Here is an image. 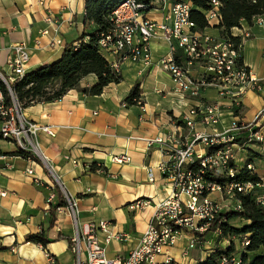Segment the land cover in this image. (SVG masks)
<instances>
[{
  "label": "crops",
  "instance_id": "obj_1",
  "mask_svg": "<svg viewBox=\"0 0 264 264\" xmlns=\"http://www.w3.org/2000/svg\"><path fill=\"white\" fill-rule=\"evenodd\" d=\"M170 5L169 0H155L147 16L162 21ZM56 26L65 46L77 43L84 32L91 30L85 28V0H44V5L39 0H0V73L6 77L11 74L8 60L16 43L29 47V71L58 60L65 46L50 45ZM241 27L239 34L243 31L250 34L242 37L243 63L254 76L264 79V23L258 24L254 19L251 25L243 23ZM45 30L49 33L43 34ZM222 30L212 21L204 31L222 38ZM151 47V63L122 62L117 68L122 81L109 84L100 95L83 92L97 82L95 75H89L61 100L22 109L27 119L51 126L55 131V136L43 131L37 134L42 162L13 154L18 150L16 144L0 135V192H6L4 196L0 194V264H77L71 248L75 223L66 206L57 210L55 223L50 226L49 210L58 202L56 185L76 201L80 229L92 221H109L108 229L98 230L97 237L109 256L127 255L147 230L158 204L173 190L159 168L168 160L167 151L160 143L149 146L148 140L163 137L176 146H184L193 140L195 131L221 133L234 118L252 122L263 106V95L255 90L232 99L229 93L222 95L216 85L204 86L198 98L180 91L170 73L160 65L169 45L156 40ZM182 55L186 59L183 51ZM105 57L113 65L117 60L114 56ZM203 75L200 64L190 67V76L196 83ZM136 83L140 84L143 106L125 102ZM215 101L222 106L219 124L204 127L198 119L194 128L185 124V115L192 107ZM245 134V130L239 134L234 147L236 166L240 170L252 163L257 174L264 177V146L249 141ZM194 148L206 151L200 144ZM120 154L130 155L131 161L114 162L113 157ZM149 165L154 168L153 182L149 181ZM29 170L33 173L29 174ZM51 193L55 198L48 203ZM211 198L224 208L232 202L219 192L212 193ZM142 201L150 204L143 208L136 206ZM230 224L241 228L250 221L237 218ZM42 231L51 239L46 248L26 242L27 235ZM238 239H232L234 244ZM230 241L221 232H211L203 244L184 256L182 251L188 239L183 235L165 250L179 264H200L218 246L228 247ZM235 249L237 254H244V247L242 251L238 246ZM156 259L163 262L164 256L158 255Z\"/></svg>",
  "mask_w": 264,
  "mask_h": 264
},
{
  "label": "built area",
  "instance_id": "obj_2",
  "mask_svg": "<svg viewBox=\"0 0 264 264\" xmlns=\"http://www.w3.org/2000/svg\"><path fill=\"white\" fill-rule=\"evenodd\" d=\"M169 1L170 9L162 21L147 16L154 8V2L126 0L112 12L110 15L112 27L99 33L98 46L105 56L116 57V62L112 64L114 70L117 72L118 65L125 61L151 63L153 59L151 43L164 40L169 45V52L161 59L160 65L170 73L180 91L198 98L204 86L216 85L221 88L222 95L224 93L232 95L231 99L241 96L247 90L261 93L264 99V79H258L243 62L239 61L242 37L250 36L249 32L243 31L239 34L238 31L243 30L242 27H235L231 31V36L223 35L219 38L209 35L199 29L191 19L193 7L191 0ZM211 2L212 7L203 11L208 24L214 21L221 25V3L219 0ZM39 3L44 5V0H39ZM255 20L258 24L264 23L263 16H258ZM48 21L52 22V19ZM53 23L56 22L53 20ZM48 33L49 30L43 32ZM54 33L56 35L50 45L65 46L63 39L58 36V26L55 27ZM232 38H239L240 43L237 44ZM178 49H181L186 57L181 64L174 58V53ZM30 59V50L26 43L14 44L8 60L11 74L6 77L0 73V78L9 91L12 92L11 84L21 80L29 71ZM194 64H200L204 68V75L198 83L190 76V67ZM236 101L232 100L233 103ZM138 104L143 106L142 98L138 100ZM196 119L204 127L216 126L222 119L221 103L219 101L198 103L185 115L184 122L188 127L194 128ZM263 128L264 104L252 122H242L234 118L229 127L221 133L195 131L193 140L184 146H176L163 137L149 139V146L160 143L167 151L168 160L161 163L159 168L171 183L173 190L158 204L147 230L125 256H109L106 247L96 235L98 230L108 229L109 221H92L80 229L77 203L63 192L67 200L66 207L75 223V236L71 248L76 255L77 264H179L165 248L174 246L183 235L188 239L182 251L184 256H188L197 245L203 244L216 215L225 210L221 202L211 198L212 193L219 192L232 201L226 207L228 210H242L239 194L254 195L256 204L264 207V177L257 174L252 163H248L247 168L259 179L238 181L236 175L239 170L234 158L236 140L243 130L249 141L264 146ZM40 131L55 136L51 126H42L27 119L15 100L12 106H8L0 85V135L13 141L18 149L37 154L41 159L39 155L41 150L37 142V134ZM196 144L202 145L206 151L196 150L194 148ZM113 161L127 163L131 161V156L116 155ZM147 171L149 181H155L154 168L149 165ZM209 172L223 178V182L206 178ZM28 173L33 172L29 170ZM0 194L4 196L6 192L2 191ZM54 198L55 195L51 193L47 202H52ZM149 204V201H142L136 206L143 208ZM110 237L112 235L108 236ZM249 244L250 240L245 237L241 247ZM158 255L164 256L163 262L157 261ZM241 258L242 255L233 253L231 256L221 257L219 264H240Z\"/></svg>",
  "mask_w": 264,
  "mask_h": 264
},
{
  "label": "trees",
  "instance_id": "obj_3",
  "mask_svg": "<svg viewBox=\"0 0 264 264\" xmlns=\"http://www.w3.org/2000/svg\"><path fill=\"white\" fill-rule=\"evenodd\" d=\"M126 0H85V28H91L83 33L77 43L66 45L61 57L48 64L37 66L28 71L19 81L11 84L12 92L6 87L0 78V85L4 92L6 104L12 106L14 100L21 109H25L37 103L54 102L61 100L71 89L79 86L80 82L89 75H95L97 82L83 89L87 95H100L111 83H120L122 76L117 73L112 64L102 54L98 46V36L100 32L107 31L112 27L110 15ZM152 3L155 0H138ZM221 3L220 12L222 14L221 27L224 36H231V31L235 27H241L243 23L251 25L258 16H264V0H219ZM193 7L191 19L198 28L205 30L209 24L203 11L212 7L211 0H191ZM237 44L239 38H232ZM177 63L181 64L186 59L182 51L178 49L174 53ZM242 63V56L239 58ZM141 98L140 84L136 83L125 98L127 105L138 104ZM2 137H0L1 139ZM1 152V151H0ZM15 155L25 158H33L38 162L41 159L34 153L18 149ZM95 168V167H94ZM236 178L238 181H256L258 176L250 171L247 166L238 171ZM211 181L223 182V178L209 172L206 175ZM58 192V202L51 205L50 226L56 220L57 210L67 205V200L59 185H56ZM243 208L242 210H224L216 215L208 233L220 230L221 236L228 238L230 245L226 248L218 247L214 253L200 264H219L223 256H231L236 253L233 238H240V243L247 237L250 244L244 247V254L240 264H264V207L257 205L255 196L239 194ZM242 218L250 221L249 225L241 228L230 224L231 220ZM26 242L41 244L44 248L51 242L45 231L29 234ZM254 256L249 253L259 252ZM237 254V253H236Z\"/></svg>",
  "mask_w": 264,
  "mask_h": 264
},
{
  "label": "rangeland",
  "instance_id": "obj_4",
  "mask_svg": "<svg viewBox=\"0 0 264 264\" xmlns=\"http://www.w3.org/2000/svg\"><path fill=\"white\" fill-rule=\"evenodd\" d=\"M37 155V154H36ZM39 155L41 156V152H39ZM226 209V208H225ZM236 246H238L239 247V250L240 251H242V245H241V243H240V238L238 239V241L236 242V244H235ZM236 246H235V248H236ZM218 247H222V246H218Z\"/></svg>",
  "mask_w": 264,
  "mask_h": 264
}]
</instances>
